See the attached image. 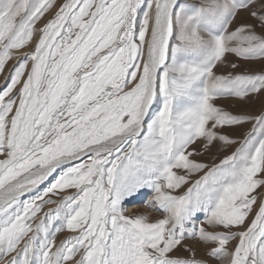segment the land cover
Listing matches in <instances>:
<instances>
[{"label": "snow or ice", "instance_id": "6c2138e0", "mask_svg": "<svg viewBox=\"0 0 264 264\" xmlns=\"http://www.w3.org/2000/svg\"><path fill=\"white\" fill-rule=\"evenodd\" d=\"M241 11L264 29V0H0V73L17 61L0 86V264H205L186 240L264 264V112L216 102L264 94V71L218 70L264 60ZM248 121L243 139L223 131ZM218 145L235 148L193 158ZM143 189L154 222L126 214Z\"/></svg>", "mask_w": 264, "mask_h": 264}, {"label": "rangeland", "instance_id": "374dc122", "mask_svg": "<svg viewBox=\"0 0 264 264\" xmlns=\"http://www.w3.org/2000/svg\"><path fill=\"white\" fill-rule=\"evenodd\" d=\"M63 0H57V6H59L60 3H62ZM55 9L47 13L36 25L37 28L41 27L44 23H46L49 19L52 18L54 15ZM247 23L254 25L256 27V31L260 34H264V29H262L257 21L252 18L247 12L241 11L237 17L236 23ZM235 26V25H233ZM36 42V38L34 37L33 41L25 46L24 48L20 50H26V52H31L33 50L34 44ZM23 53V54H24ZM19 54V55H23ZM15 57V56H14ZM10 60L8 64L6 65L4 72L0 73V86H2L5 82V76L8 74L9 69L13 67L14 64H16V58ZM231 63H236L238 67L236 69L231 68ZM222 72H238V73H258L261 71H264V60H253V61H246L242 60L238 57H236L234 54H226V63L218 69ZM217 104L222 106L225 110L236 114V115H250V116H258L261 114V112H264V94H261L257 97H252L248 101H240L232 97L227 98H218ZM254 121H248L240 126H232V127H225L223 131L232 136L236 139H243L244 135L248 133L252 129ZM193 147H199L198 145H194ZM235 148V145H233L231 148L224 149L221 146H216L212 148L208 152H204L199 156L193 157L201 162L207 163L211 165L212 163L218 162L220 158H222L223 155L230 153ZM56 174H54L55 176ZM197 177H192V179H195ZM53 181V177H49L47 181H45L43 184H41L36 190H34L31 193H26L22 199H28L32 195H35L37 192H40L43 190L44 187H47L51 182ZM187 186H185L186 188ZM184 189L182 188L180 192H182ZM257 193H260L258 196V202L257 205L254 207H258L259 201L261 199H264V188H258ZM179 194V193H177ZM152 193L148 189H143L141 192L136 193L133 197H129L126 207H127V215H146L151 221H155L156 219L162 218L163 213L160 211H156L155 209L151 208L147 204V200L149 197L151 198ZM55 198V197H54ZM137 204L139 208L137 210H129L131 208L130 205ZM49 207H55V205H46L45 210ZM254 215V213H253ZM252 219V216L248 218V222ZM199 223H203V215L201 214L199 217ZM205 227L208 228V230H223V229H213L210 226L205 224ZM72 235V233L68 231H62L57 234L56 236V242L57 244L60 243V241L64 240L66 237ZM236 241L230 242L229 247H232ZM184 244L188 247H191L195 251V258L199 260H203L205 264H221V261L218 260L215 257L209 256V251L211 248L215 247L216 245L214 243H208L205 244L201 241H193V240H186L184 241ZM174 256L180 257V258H191V253L187 251L184 247H178L173 253Z\"/></svg>", "mask_w": 264, "mask_h": 264}, {"label": "bare ground", "instance_id": "6f19581e", "mask_svg": "<svg viewBox=\"0 0 264 264\" xmlns=\"http://www.w3.org/2000/svg\"><path fill=\"white\" fill-rule=\"evenodd\" d=\"M24 52H26V50H18V55H19V54H23ZM15 58H16V57H14V59H15ZM149 199H151V198L149 197ZM149 199H148V200H149ZM148 200H147V201H148ZM130 206H131V208H130L129 210H131V211L134 210V209L137 210V209L139 208V206H138L136 203H135V204H132V205H130Z\"/></svg>", "mask_w": 264, "mask_h": 264}]
</instances>
